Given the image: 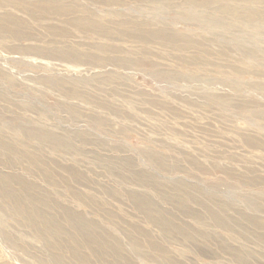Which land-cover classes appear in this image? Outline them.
Listing matches in <instances>:
<instances>
[{
    "label": "rangeland",
    "instance_id": "obj_1",
    "mask_svg": "<svg viewBox=\"0 0 264 264\" xmlns=\"http://www.w3.org/2000/svg\"><path fill=\"white\" fill-rule=\"evenodd\" d=\"M62 1L78 2L90 14L118 13L120 20L177 31L194 44L179 48L105 37L76 28L67 17L33 16L16 2H0V21L21 24L20 36L0 28V180L5 181H0V264H264V17L244 15L251 8L264 13V0ZM99 45L107 48L95 52L103 59L122 61L98 62L93 47ZM63 46L79 47L86 57L51 51ZM28 192L41 200L37 207L46 217L60 218L48 230L32 220L30 209L38 204ZM142 195L152 202L150 211L140 206ZM218 216L239 223L228 219L231 225L220 222V227Z\"/></svg>",
    "mask_w": 264,
    "mask_h": 264
},
{
    "label": "bare ground",
    "instance_id": "obj_2",
    "mask_svg": "<svg viewBox=\"0 0 264 264\" xmlns=\"http://www.w3.org/2000/svg\"><path fill=\"white\" fill-rule=\"evenodd\" d=\"M2 1V0H1ZM0 1V2H1ZM7 1H11V2H16V6H19V7H22V9H25V10H27V11H29L33 16L34 15H41V16H54V17H59V18H62V17H67V18H69L70 19V21H71V23L76 27V28H79V26H85V27H87L88 29H91V30H95L96 32H98L99 34H101L102 36H105V37H108V36H115V35H118L119 37L121 36L123 39H125V38H127V39H137L138 41H140V42H147V40H156V41H160L161 43H166V44H172L173 46H175V47H179V48H183V47H189V46H193V44H194V42L192 41V40H190L187 36H184V35H181V34H179V33H177V31L175 32V31H168V30H165V29H160V27L158 28L157 26L156 27H154V26H151V24L150 23H144V22H138L137 20L136 21H132V20H128V19H122V20H120V19H118L117 17H118V13H111V12H106V14H104V15H95L94 13H92V14H90L91 12L86 8V7H84V6H82L80 3H78V2H70L69 1V3H66L65 1H62V0H56V1H54V0H7ZM203 1V0H202ZM205 1V0H204ZM4 2H6V1H4ZM68 2V1H67ZM111 2L112 3H114L115 1L114 0H111ZM238 2V1H237ZM3 3V2H2ZM6 5H7V3H5ZM203 4L204 3H199V2H197V3H195V5H202L203 6ZM235 4H237V3H235ZM248 4V3H247ZM2 5V4H1ZM4 5V4H3ZM240 6H242V5H240ZM259 9V8H258ZM9 11V10H8ZM244 11V10H243ZM246 12H245V16L246 17H252V16H254V15H259V16H263L264 17V13H261V12H259V11H252V8L249 10H245ZM89 12V13H88ZM92 12H94V11H92ZM240 12V11H239ZM264 12V11H263ZM6 13H8V12H6ZM11 13V12H10ZM96 13V12H95ZM99 13H102V12H99ZM241 13V12H240ZM9 14V13H8ZM30 14V15H31ZM103 14V13H102ZM237 14H239V13H237ZM12 15H13V13H12ZM14 18H18V17H16V16H13ZM262 17V18H263ZM1 20H2V18H1ZM16 20V19H15ZM15 20H10L9 22H7L9 25L7 26V25H4L3 24V21H0V28H7V30L8 31H10V32H12L13 34H14V36H20V33H19V28L21 29V24H19V23H17ZM17 20H19V19H17ZM249 20V19H248ZM20 22V21H19ZM6 24V23H5ZM26 26V25H25ZM22 27H24V26H22ZM18 28V29H17ZM3 30V29H2ZM19 30V31H18ZM24 30V29H23ZM0 33H2L1 31H0ZM8 34V33H7ZM6 35V34H5ZM9 35V34H8ZM180 41H183V42H180ZM132 42V41H131ZM51 45V44H50ZM63 45V44H62ZM61 46V45H60ZM59 46V47H60ZM58 47V46H57ZM78 48V49H77ZM94 48V53L95 52H101V53H106V51H107V48L105 47V46H103V45H99V46H96V47H93ZM126 48V47H125ZM129 48V47H128ZM55 49V48H54ZM54 49H52L51 51L52 52H56V53H62V54H64V55H68V57L69 56H71V57H73V58H79V59H82V58H85L86 57V51L85 50H83V49H80L79 47H74V46H63V47H61V48H56L55 50ZM89 49V48H88ZM87 49V50H88ZM123 49L124 48H120V49H116L115 51H118V52H120V51H123ZM170 50V49H169ZM207 50V49H206ZM85 51V52H84ZM89 52V51H88ZM204 52V51H203ZM179 53H180V51H179ZM186 53V52H185ZM94 55V56H93ZM93 55H91V57L93 56V58H95L98 62H101V61H104V62H106V60H110V61H122V59H117V58H115V57H113V56H111L110 58L108 57V59L105 57L104 59H103V57L102 56H100L99 54H93ZM99 55V56H98ZM117 55V53L115 54V56ZM122 55H124V54H122ZM121 55V56H122ZM118 57H120V56H118ZM123 57V56H122ZM160 57V56H159ZM214 57V56H213ZM129 58V57H128ZM135 58V57H134ZM139 58H137V60H138ZM186 59V58H185ZM132 60V59H131ZM131 60H124V62H122V63H127V64H133V63H135L134 61H131ZM191 61V60H190ZM112 63V62H111ZM121 63V64H122ZM120 64V65H121ZM204 64H206V63H204ZM208 65H209V63H207ZM136 65V64H135ZM216 67V66H215ZM222 68V67H221ZM232 72V71H231ZM99 76H103V75H99ZM98 77V76H97ZM110 77V76H109ZM111 78V77H110ZM116 78V77H115ZM100 79V78H99ZM102 81V80H101ZM105 81V80H104ZM111 81V80H110ZM109 81V82H110ZM93 82H95V81H93ZM87 83H89V82H87ZM101 83H99V85H100ZM106 84V83H105ZM104 83H103V85H101V86H104L105 85ZM108 84V83H107ZM238 84H236V86H237ZM264 85V84H263ZM235 86V87H236ZM110 87V86H109ZM112 87H113V85H112ZM113 88H115V86L113 87ZM116 89V88H115ZM103 90V89H102ZM109 90H111V88L109 89ZM114 90V89H113ZM112 91V90H111ZM122 91V90H121ZM118 92V91H117ZM114 93V92H113ZM81 95V94H80ZM146 95V94H145ZM145 95L143 96V94L142 95H140V96H143V98L145 97ZM152 94H150V96H151ZM139 96V97H140ZM148 96V95H147ZM214 96V95H213ZM138 97V96H137ZM219 97V96H218ZM223 97V96H222ZM224 97H226L227 98V96H224ZM217 98V97H216ZM221 98V97H220ZM230 98V97H229ZM234 98V97H233ZM232 98V99H233ZM140 99V98H139ZM145 99V98H144ZM147 99H149L148 97H147ZM155 99V98H154ZM153 98H152V100H154ZM161 99V98H160ZM173 99V98H172ZM239 99V98H238ZM240 99H242V98H240ZM142 100V98L140 99V101ZM146 100V99H145ZM165 100V99H164ZM168 100V99H167ZM166 100V101H167ZM212 100V99H211ZM216 100V99H215ZM237 100V99H236ZM243 100H244V98H243ZM249 100H251V99H249ZM249 100H248V102H249ZM148 101V100H147ZM150 101H151V99H150ZM155 101V100H154ZM153 101V102H154ZM159 101H161V100H159ZM158 101V102H159ZM168 101H170L171 102V99L170 100H168ZM173 101V100H172ZM231 101V100H230ZM234 101H235V99H234ZM241 101V100H240ZM146 102V101H145ZM149 102V101H148ZM152 102V101H151ZM152 102V103H153ZM155 102H157V101H155ZM154 102V103H155ZM162 102H164L165 103V101H163L162 100ZM174 102V101H173ZM217 102V101H216ZM251 102V101H250ZM249 102V103H250ZM109 103H111L110 101H109ZM113 103H115V102H113ZM150 103V102H149ZM151 103V104H152ZM153 103V104H154ZM160 103V102H159ZM168 103V102H167ZM232 104H234L233 102H231ZM241 103V102H240ZM107 104V103H106ZM116 104V103H115ZM152 104V105H153ZM157 104V103H156ZM161 104V103H160ZM166 104V103H165ZM172 104V103H171ZM242 104V103H241ZM252 104V103H251ZM256 104V103H255ZM155 105V104H154ZM154 105H153V107H154ZM175 105V104H174ZM244 105V104H243ZM254 105V104H253ZM114 106V105H113ZM112 106V107H113ZM149 106H151V105H149ZM169 106V105H168ZM232 106V105H231ZM115 107H118V106H116L115 105ZM152 107V106H151ZM163 107V106H162ZM171 107V106H170ZM248 107H249V105H248ZM114 108V107H113ZM157 108V107H156ZM172 108V107H171ZM233 108V107H232ZM241 108V107H240ZM244 108V107H243ZM242 108V109H243ZM253 108V107H252ZM165 109H167V108H165ZM164 109V110H165ZM122 110V109H121ZM121 110H119V111H121ZM174 110V109H173ZM180 110V109H179ZM235 110V109H234ZM241 110V109H240ZM170 111V110H169ZM171 112H175V110L174 111H171ZM178 112V111H177ZM125 113V112H124ZM166 113V112H165ZM180 113V112H179ZM258 113V112H257ZM181 114H183V112H181ZM176 115H178V114H176ZM252 115V114H251ZM253 116H255V115H252V117ZM257 116V115H256ZM165 117H167V116H165ZM175 117H177V116H175ZM262 117H263V115H262ZM100 118V117H99ZM254 118H256V117H254ZM220 119V118H219ZM257 119V118H256ZM222 120V119H221ZM261 120V119H260ZM158 121V120H157ZM161 121H163V120H161ZM166 122H168V121H166ZM156 123V122H155ZM169 123V122H168ZM107 124V123H106ZM109 124V123H108ZM161 125V124H160ZM166 125V124H165ZM168 125V124H167ZM242 126V125H241ZM33 128V127H32ZM119 129H120V127H118ZM1 129V128H0ZM238 129V128H237ZM36 130V129H35ZM29 131V130H28ZM42 131V130H41ZM40 131V132H41ZM45 131H46V129H45ZM36 132V131H35ZM53 133V132H52ZM42 136H43V139H47V136L48 137H50V134H46V133H40ZM56 134H54V135H52V138H53V136H55ZM74 135V134H73ZM60 136V135H59ZM61 137V136H60ZM36 138H37V135H36ZM62 138V137H61ZM68 138V137H67ZM66 138V139H67ZM55 139V137L53 138V140ZM58 139V138H57ZM60 139V138H59ZM58 139V140H59ZM70 139V138H69ZM69 139H68V141H69ZM52 140V139H51ZM55 141V140H54ZM261 141V140H260ZM10 142V141H9ZM61 142V141H60ZM262 142V141H261ZM3 143V142H2ZM1 143V144H2ZM8 143V142H7ZM42 143V142H41ZM68 145V144H67ZM10 146V148H14V146L13 145H9ZM13 146V147H12ZM28 146V145H27ZM48 146H50L49 144H48ZM55 145H53V147H54ZM58 146V145H57ZM56 146V147H57ZM71 146V145H70ZM51 147H52V145L50 146V148L49 149H51ZM61 147V146H60ZM4 148H5V146H4ZM18 148V147H17ZM19 148H21V147H19ZM36 149V148H35ZM14 150H15V148H14ZM22 150V149H21ZM33 151V150H32ZM38 150H36L35 152H37ZM15 152V151H14ZM20 152V151H19ZM35 152H33V153H35ZM39 152H40V150H39ZM26 153H27V151H26ZM26 153L24 154V155H26ZM30 154V155H34V154ZM39 154V153H38ZM151 154V153H150ZM20 155V154H19ZM23 154H22V156H24ZM28 155V154H27ZM36 155H37V153H36ZM152 155V154H151ZM29 156V155H28ZM148 156V155H147ZM25 157V156H24ZM33 157V156H32ZM31 157V158H32ZM43 157V156H42ZM34 158H36L35 156H34ZM160 158V157H159ZM164 158V157H163ZM42 159H44V158H42ZM107 159H110V158H107ZM113 159V158H112ZM111 159V160H112ZM38 160H41V157H40V159H38ZM159 160V159H158ZM32 161H33V159H32ZM113 161V160H112ZM155 161H157V160H155ZM165 161V160H164ZM106 162V161H105ZM120 162H122L121 160H120ZM128 162V160L127 161H125V162H123L124 164L125 163H127ZM163 162V161H162ZM44 163H46V164H48L47 162H45V159H44ZM155 163V162H154ZM160 163V162H159ZM115 164V163H114ZM114 164H112V165H114ZM118 166L119 167H123V166H121V165H119V161H118ZM122 164V163H121ZM124 164H122V165H124ZM156 164V163H155ZM165 164V163H164ZM52 165H54V163L52 164ZM111 165V166H112ZM129 165V164H128ZM157 165V164H156ZM155 165V166H156ZM161 165V164H160ZM49 166V165H48ZM115 166V165H114ZM125 167H127L126 166V164L124 165ZM165 166V165H164ZM50 167V166H49ZM54 167V166H53ZM134 167V166H133ZM51 168V167H50ZM124 168V167H123ZM128 168V167H127ZM157 168H160V167H158L157 166ZM164 168V167H163ZM53 169V168H52ZM51 169V170H52ZM125 169V168H124ZM137 169V168H136ZM162 169V168H161ZM170 169H171V167H170ZM46 170H47V168H46ZM49 170V169H48ZM108 170H109V168H108ZM118 170H121V169H118ZM114 171V170H113ZM126 171V170H125ZM125 171H124V173H125ZM128 171V170H127ZM136 171V170H135ZM46 172V171H45ZM49 172H50V170H49ZM70 172V171H69ZM111 172V171H110ZM131 172V171H130ZM130 172H129V174H130ZM133 172V171H132ZM131 172V173H132ZM140 171H138L137 173H139ZM144 172H145V170H144ZM46 173H48V172H46ZM51 173V172H50ZM77 173V172H76ZM116 173H118L117 171H116ZM49 174V173H48ZM79 174V173H78ZM122 174V173H121ZM141 174V173H140ZM145 174V173H144ZM148 174V173H147ZM151 174V173H150ZM50 175V174H49ZM124 175V174H123ZM131 175V174H130ZM133 175H135L134 173H133ZM132 175V176H133ZM149 175V174H148ZM153 175V174H152ZM117 176V175H116ZM145 176V175H144ZM12 177V176H11ZM16 177V176H15ZM121 177H125V176H122V175H120V178ZM143 177V176H142ZM142 177L140 176L139 178L140 179H142ZM146 177V176H145ZM149 179L151 180V178L152 177H154V176H152L151 177V175H149ZM156 177V176H155ZM1 178V177H0ZM4 178H5V175H4ZM3 178V179H4ZM17 178V177H16ZM84 178H86V177H84ZM128 178V177H127ZM127 178H126V180H127ZM131 178V177H130ZM130 178H128V179H130ZM6 179V178H5ZM22 178H20V180H21ZM132 179V178H131ZM130 179V180H131ZM134 180H135V178H133ZM132 179V180H133ZM146 179V178H145ZM24 180V179H23ZM156 180V179H155ZM158 180V179H157ZM156 180V181H157ZM162 180V179H161ZM1 181V180H0ZM22 181V180H21ZM89 181V180H88ZM139 181V180H138ZM145 181V180H144ZM163 181H166V180H163ZM2 183H5V181L4 180H2L1 181ZM25 182V181H24ZM23 182V183H24ZM28 181H26L25 183H27ZM80 182V181H79ZM122 182H124V181H122ZM135 182H136V180H135ZM152 182V181H151ZM158 182V181H157ZM7 183V182H6ZM125 183V182H124ZM139 183V182H138ZM156 183V182H155ZM154 183V184H155ZM160 183H162V182H160ZM160 183H158V184H160ZM164 183V182H163ZM1 184V183H0ZM13 184V183H12ZM11 184V185H12ZM84 184V183H83ZM90 184V183H89ZM146 184V183H145ZM87 185V184H86ZM94 185V184H93ZM137 185V184H136ZM149 185H150V182H149ZM157 185V184H156ZM90 186V185H89ZM92 186V185H91ZM140 186V185H139ZM144 186V185H143ZM162 186L163 187H165L163 184H162ZM161 186V187H162ZM173 186V185H172ZM151 187V186H150ZM153 187V186H152ZM155 187V186H154ZM158 187V186H157ZM174 187V186H173ZM87 188V187H86ZM89 188V187H88ZM97 188H99L98 186H97ZM106 188V187H105ZM109 188V187H108ZM159 188H160V186H159ZM169 188H171V187H169ZM179 188H182V187H179ZM21 189V188H20ZM154 189V188H153ZM166 189V188H165ZM174 189V188H173ZM185 188H183V190H184ZM188 189V188H187ZM34 190V189H33ZM89 190V193H90V189H88ZM92 190H95V189H92ZM109 190V189H108ZM166 190H168V189H166ZM36 191V190H35ZM111 191H113V190H111ZM136 191V190H135ZM134 191V192H135ZM160 191V190H159ZM163 191H164V189H163ZM171 190H169V192H170ZM173 191V190H172ZM193 191V190H192ZM194 191H196V187H195V189H194ZM21 192H22V190H21ZM162 192V191H161ZM167 192V191H166ZM179 192V191H178ZM197 192L198 193H200L198 190H197ZM1 193H3V192H1ZM10 194H11V196H12V193H14L13 191H12V193L11 192H9ZM20 193V192H19ZM34 193V192H33ZM33 193H27V198L29 199V200H31L32 201V203H34L35 201L37 202V204H38V202H41V200L40 199H38L36 196H34V194ZM76 193V192H75ZM79 193V192H78ZM82 193V192H81ZM80 193V194H81ZM88 193V192H87ZM111 193V192H110ZM114 193H116V192H114ZM159 193V192H158ZM170 193H172V192H170ZM175 193V196H177L176 194H178V193H176V192H174ZM4 194V193H3ZM10 194H9V196H10ZM15 194V197L17 198L18 196H16V193H14ZM13 194V195H14ZM21 194V193H20ZM77 194V193H76ZM94 194V193H93ZM140 194V193H139ZM143 194V193H142ZM160 194H162V193H160ZM159 194V195H160ZM164 194V193H163ZM167 194H168V192H167ZM203 194V193H202ZM2 195V194H1ZM5 195L7 196L8 195V193H5ZM79 195V194H78ZM77 195V196H78ZM82 195V194H81ZM97 195V194H96ZM112 195H113V193H112ZM115 196H116V194H114ZM164 195H166V194H164ZM172 195V194H171ZM23 196H24V194H23ZM50 196V195H49ZM86 196V195H85ZM84 196V197H85ZM92 196H94V195H92ZM119 196V195H118ZM130 196V195H129ZM146 196V195H145ZM183 196H184V194H183ZM187 196V195H186ZM2 196H0V198H1ZM51 197V196H50ZM78 197H80V196H78ZM83 197V199L85 200V198ZM97 197H99V195L97 196ZM102 197V196H101ZM101 197H99V198H101ZM133 197H134V195H133ZM197 197V196H196ZM196 197L194 198V199H196ZM200 197V196H199ZM199 197H197V198H199ZM3 198V197H2ZM16 198H14V200L16 199ZM19 198V197H18ZM87 198H91V200H92V197H87ZM94 198V197H93ZM135 198V197H134ZM138 198V197H137ZM150 198V197H149ZM177 198V197H176ZM193 198V197H192ZM202 198H204V197H202ZM206 198V197H205ZM213 198V197H212ZM7 199V198H6ZM5 199V200H6ZM115 199V198H114ZM120 199H122V197L120 198ZM146 199H147V197H146ZM144 197H143V195H142V197H139L138 198V201H139V204H140V206L142 205V206H144L147 210H149V209H151V205H152V202H150L149 200H146ZM154 199V198H153ZM180 200V198H177V200ZM183 199H185V197L183 198ZM200 200V202H201V198H199ZM208 199V198H207ZM220 199V198H219ZM95 200H97V199H95ZM150 200H152V199H150ZM205 200V199H204ZM215 200H217V198L215 199ZM224 200V199H223ZM9 201V200H8ZM19 201V200H18ZM43 201H45V199L43 200ZM88 201H90V200H88ZM101 201H102V199H101ZM134 201V200H133ZM198 201V202H199ZM213 201H214V199H213ZM213 201H211V203L213 202ZM26 202H27V200H26ZM92 202H94V200L92 201ZM95 202H97V201H95ZM105 202H107V201H105ZM134 202H136V200L134 201ZM154 202V201H153ZM177 202V201H176ZM175 202V203H176ZM182 201L180 200V203H181ZM184 202V201H183ZM191 202V201H190ZM197 202V203H198ZM207 202V201H206ZM205 202V203H206ZM220 202V201H219ZM224 202V201H223ZM25 203V202H24ZM23 203V204H24ZM32 203H30V204H32ZM178 203H179V201H178ZM184 203H186V202H184ZM35 204V203H34ZM47 204V203H46ZM55 204V203H54ZM58 204V203H57ZM57 204H55V205H57ZM95 204V203H94ZM106 204V203H105ZM137 204V203H136ZM156 204H158L157 202H156ZM190 204V203H189ZM219 204V203H218ZM252 204V203H251ZM25 205V204H24ZM40 204H38V205H34V207L32 208V209H30V216H31V218H32V220H34L35 221V223H38V224H42L44 227H45V229L46 230H48L53 224H55V221L57 220V218H59V217H55L54 219L52 218V217H50V216H48V217H50V218H48V217H46V212H41L39 209H38V207L37 206H39ZM53 205V204H52ZM96 205V204H95ZM108 205V204H107ZM202 205V204H201ZM209 205V204H208ZM207 204L205 205V206H208ZM213 205V204H212ZM28 206V205H27ZM47 206V205H46ZM58 206V205H57ZM139 206V205H138ZM159 206V205H158ZM158 206H155V207H158ZM180 206V205H179ZM184 205H182L181 207H183ZM189 206V205H188ZM202 206H204V205H202ZM211 206V205H210ZM209 206V207H210ZM224 206V205H223ZM227 206V205H226ZM22 207V206H21ZM53 207H54V205H53ZM99 206H97V208H98ZM105 207V206H104ZM208 207V208H209ZM14 208V207H13ZM47 208H49L48 206H47ZM55 208V207H54ZM107 208V207H106ZM138 208H140V207H138ZM159 209L158 210H160L161 208L160 207H158ZM208 208H206V209H208ZM101 209V208H100ZM108 209V208H107ZM184 209H185V206H184ZM211 209V208H210ZM218 209V208H217ZM225 209H226V207H225ZM224 209V210H225ZM19 210V209H18ZM55 210V209H54ZM59 210V209H58ZM57 210V212H59L60 213V210L58 211ZM98 210H99V208H98ZM153 210H155V209H153ZM192 211V214H199V212H196L195 211V213L193 212V209H191ZM220 210V209H219ZM219 210H217V211H219ZM229 210H230V207H229ZM17 211V210H16ZM102 211H104L105 212V209H103ZM150 211V210H149ZM182 211V210H181ZM188 211V210H187ZM216 211V213H218V215L220 214L219 212H217ZM18 212V211H17ZM55 212V211H54ZM56 212V213H57ZM70 212V211H69ZM72 212V211H71ZM70 212V213H71ZM160 212H162V210H160ZM220 212H222L221 210H220ZM229 212V211H228ZM227 212V213H228ZM19 213V212H18ZM49 213V212H48ZM66 213V212H65ZM75 213V212H74ZM77 214H78V212H76ZM147 214H148V211L146 212ZM150 213V212H149ZM227 213H226V215H227ZM230 213V212H229ZM244 213V212H243ZM28 214V213H27ZM44 214H46V215H44ZM61 214V213H60ZM77 214H75V217H80V216H78ZM102 214H104V213H102ZM112 214V213H111ZM111 214H110V217H111ZM146 214V215H147ZM156 214V213H155ZM159 214V213H158ZM162 214V213H161ZM184 214H186V213H184ZM197 214V215H198ZM242 214V213H241ZM244 214H246V212L244 213ZM29 215V214H28ZM63 215V214H62ZM77 215V216H76ZM196 215V216H197ZM224 215V214H223ZM222 215V216H223ZM229 215V214H228ZM25 216V215H24ZM72 216V215H71ZM70 216V217H71ZM106 216V215H105ZM109 216V215H108ZM199 216H200V214H199ZM201 216H203V215H201ZM210 216V215H209ZM213 216V215H212ZM211 216V217H212ZM216 216V215H215ZM221 216V215H220ZM229 216H231V215H229ZM243 216V215H242ZM63 217V216H62ZM65 217V218H64ZM63 218L64 219H69V218H67V216H64ZM69 217V216H68ZM75 217H73L72 218V220L74 221V220H76V219H74ZM227 217V216H226ZM244 217V216H243ZM249 217V216H248ZM52 218V219H51ZM161 217H159V219H160ZM197 218V217H196ZM196 218H194L195 220H196ZM228 219H231V217L229 218V217H227ZM246 218V217H245ZM60 219V218H59ZM58 219V220H59ZM82 219V218H81ZM80 219V220H81ZM84 219H86V221H87V218L86 217H84ZM84 219H82V220H84ZM111 219V218H110ZM117 219V218H116ZM155 219H156V217H155ZM198 219H200V217L198 218ZM202 219V218H201ZM228 219H226L225 217H219L218 216V222H219V225H220V222H224V223H222L223 225H227L226 223H228ZM246 219H248V218H246ZM254 219V218H253ZM63 220V219H62ZM71 220V219H70ZM81 220V221H82ZM166 219H164V221H165ZM216 220V219H215ZM27 221V220H26ZM60 221V220H59ZM65 221V220H64ZM77 221H79L78 219H77ZM77 221H75V222H77ZM85 221V220H84ZM118 221V220H117ZM233 221V219H231V221L230 222H232ZM249 221H253V220H249ZM256 221V220H255ZM30 222V221H29ZM28 222V223H29ZM61 222V221H60ZM67 222H71V224H73L72 223V221H67ZM89 221H87V223H88ZM165 222H168V221H165ZM203 222V221H202ZM229 222V223H230ZM234 223H235V221H233ZM232 222V223H233ZM237 222V221H236ZM113 223H116V222H113ZM122 223V222H121ZM162 223V222H161ZM171 223V222H170ZM228 223V224H229ZM239 223V222H238ZM238 223L236 224V225H238ZM256 223V222H255ZM32 224V223H31ZM63 224V223H62ZM94 224V223H93ZM97 224H99V223H97ZM158 224V223H157ZM201 224V223H200ZM234 224V225H235ZM64 225V224H63ZM69 225V224H68ZM94 225H96V224H94ZM117 225V224H116ZM119 225V224H118ZM122 225H125V222H124V224H122ZM127 225V224H126ZM125 225V226H126ZM159 225V224H158ZM163 225V224H162ZM166 225V224H165ZM230 225H231V223H230ZM233 225V224H232ZM233 225V226H234ZM41 226V225H40ZM66 225H64V227H65ZM73 226V225H72ZM120 226V225H119ZM118 226V227H119ZM132 226V225H131ZM167 226V225H166ZM176 226V225H175ZM239 226H241V225H239ZM238 226V227H239ZM254 226H255V224H254ZM258 226V225H257ZM35 227V226H34ZM33 227V228H34ZM38 227V226H37ZM37 227H35V228H37ZM63 227V226H62ZM63 227V229H65V230H67L68 228H69V226H67V229L66 228H64ZM88 227H90V225H88ZM133 227V226H132ZM131 227V228H132ZM179 227V226H178ZM198 227L200 228H202L203 226H201V225H199V223H198ZM220 227H221V225H220ZM226 227V226H225ZM224 227V228H225ZM243 227V226H242ZM259 227V226H258ZM257 227V228H258ZM34 228V229H35ZM73 228H74V226H73ZM72 228V229H73ZM85 228V227H84ZM95 228H97V225L95 226ZM94 228V229H95ZM120 228H122V227H120ZM127 228H128V226H127ZM167 228H168V226H167ZM170 228H173V227H170ZM236 228V227H235ZM45 229H43V230H45ZM52 229V228H51ZM50 229V230H51ZM70 229V228H69ZM68 229V230H69ZM124 229V228H123ZM128 229H130V228H128ZM137 229H138V227H137ZM162 229H164V227L162 228ZM173 229H175L174 231H176V227L175 228H173ZM237 229V228H236ZM235 229V230H236ZM245 229V228H244ZM260 229V228H259ZM262 229V228H261ZM67 230V231H68ZM74 230V229H73ZM79 230V229H78ZM93 230V229H92ZM141 231H139V232H142V229H140ZM144 230V229H143ZM160 230H161V228H160ZM168 230V229H167ZM172 230V229H171ZM230 231H231V229H229ZM249 230V229H248ZM41 231V230H40ZM39 231V232H40ZM52 231V230H51ZM81 231V230H80ZM87 231V230H86ZM86 231H82V233L84 232H86ZM97 231V230H96ZM163 231V230H162ZM170 231V230H169ZM178 231V230H177ZM205 231H207V229L205 230ZM232 231H234V229H232ZM231 231V232H232ZM237 231H239L238 229L236 230V232ZM246 231V230H245ZM252 231V230H251ZM49 232V231H48ZM47 232V234H49ZM53 232H55L54 230H53ZM58 232H62L63 233V231L61 230V231H58ZM110 232V231H109ZM131 232V231H130ZM197 232H199V231H197ZM203 232V231H202ZM230 232V234H232ZM241 232V231H240ZM249 232H250V230H249ZM59 233V234H60ZM61 233V234H62ZM66 234H67V232H65ZM65 233H63V234H65ZM82 233H80V234H82ZM101 233V232H100ZM147 233V232H146ZM171 233V232H170ZM169 233V234H170ZM175 233V232H174ZM180 233L182 234V231H180ZM185 233V232H184ZM195 233V232H194ZM50 234H53V233H50ZM50 234H49V237H50ZM56 234V233H55ZM71 234V233H70ZM86 234H88V233H86ZM98 235H99V231H98V233H97ZM126 234V233H125ZM142 234H144L143 232H142ZM173 234V233H172ZM189 234V232L187 233V236H189L188 235ZM196 234V233H195ZM239 234V233H238ZM248 234V233H247ZM251 234H252V232H251ZM250 234V235H251ZM54 235V234H53ZM57 235H58V233H57ZM83 235V234H82ZM95 235V234H94ZM114 235V234H113ZM127 235V234H126ZM135 235V234H134ZM171 235V234H170ZM254 235V234H253ZM252 235V236H253ZM256 235V234H255ZM65 236V235H64ZM68 236V235H67ZM73 235H70V237H72ZM83 236H85V235H83ZM101 236H102V233H101ZM101 236L99 235V237L101 238ZM111 236V235H110ZM115 236V235H114ZM150 236V235H149ZM173 236V235H172ZM192 236V235H191ZM197 236V235H196ZM203 236V235H202ZM232 236V235H231ZM247 236V235H246ZM263 236H264V234H263ZM3 237V236H2ZM98 236L97 237H95V238H99ZM117 237V236H116ZM127 237H128V235H127ZM137 237V236H136ZM146 237V236H145ZM148 237V236H147ZM207 237V236H206ZM240 237V236H239ZM239 237H237V238H239ZM248 237V236H247ZM250 237V236H249ZM5 238V237H4ZM8 238V237H7ZM7 238H5V239H7ZM53 239H56L57 237H52ZM59 238V237H58ZM102 238H103V236H102ZM101 238V239H102ZM104 238H106V236L104 237ZM134 238V237H133ZM186 238V237H185ZM195 238V237H194ZM200 238V237H199ZM244 238V237H243ZM9 239V238H8ZM46 239V238H45ZM53 239H51L52 241H53V243L51 244V245H54V240ZM73 239V238H72ZM71 239V240H72ZM108 238H106V241L108 242L109 240H107ZM110 239V238H109ZM128 239V238H127ZM135 239V238H134ZM134 239H132L133 241H134ZM156 239V238H155ZM154 239V240H155ZM246 239V238H245ZM249 239V238H248ZM247 239V240H248ZM61 240V239H60ZM74 240H75V238H74ZM84 241V239H81V241ZM85 240H87V239H85ZM152 241H153V239H151ZM187 240V239H186ZM261 240V239H260ZM263 240V239H262ZM55 241H57V239L55 240ZM77 242H78V239L76 240ZM89 241V240H88ZM87 241V242H88ZM92 240H90L89 242H91ZM94 241V240H93ZM92 241V242H93ZM97 241V240H96ZM95 241V242H96ZM111 241H112V239H111ZM121 242H122V240H120ZM10 242V241H9ZM74 242V241H73ZM84 242H86V241H84ZM88 242V243H89ZM137 242H138V240H137ZM136 242V243H137ZM221 242V241H220ZM223 242H224V240H223ZM58 243H60V242H58ZM87 243V244H88ZM94 243V242H93ZM92 243V244H93ZM114 243V242H113ZM134 243V242H133ZM135 243V244H136ZM139 243H140V241H139ZM138 243V244H139ZM150 243V242H149ZM153 243V242H152ZM159 243V242H158ZM60 244H62V242L60 243ZM60 244L58 245V246H60ZM71 244V243H70ZM82 244H83V242H82ZM85 244V243H84ZM137 244V245H138ZM141 244V243H140ZM144 244H145V242H144ZM146 244H147V242H146ZM156 245H157V243H155ZM160 244V243H159ZM55 245H56V243H55ZM63 245V244H62ZM65 245V244H64ZM69 245V244H68ZM112 245V244H111ZM130 245V244H129ZM133 245V244H132ZM131 245V246H132ZM149 246L147 247V248H150V244H148ZM57 246V245H56ZM78 246V245H77ZM83 246H85V245H83ZM93 246H97L96 244L95 245H93ZM92 246V247H93ZM102 246V245H101ZM103 246H105L104 244H103ZM110 246V245H109ZM134 246V245H133ZM136 246V245H135ZM113 248H114V246H112ZM122 247H125V245L124 246H122ZM138 247H139V245H138ZM137 247V248H138ZM142 247V246H141ZM144 247V246H143ZM146 247V246H145ZM152 247V246H151ZM154 247V246H153ZM155 247H157V246H155ZM159 247L161 248V246L159 245ZM59 247H56V248H54V250L56 249H58ZM71 248H72V246H71ZM77 248V247H76ZM79 248V247H78ZM88 248H90V247H88ZM95 248V247H94ZM119 248H120V246L117 248L118 250H119ZM134 248V247H133ZM162 248H164L163 246H162ZM161 248V249H162ZM239 248V247H238ZM86 249V248H85ZM107 249H109V248H107ZM124 249V248H123ZM139 249V248H138ZM141 249V248H140ZM143 249V248H142ZM141 249V250H142ZM153 249V248H152ZM151 249V250H152ZM156 249H159V248H156ZM223 249H224V247H223ZM61 250V249H60ZM117 250V251H118ZM140 250V251H141ZM146 250V249H145ZM150 250V251H151ZM240 251H242L241 249H239ZM246 250V249H245ZM250 250V249H249ZM67 251V250H66ZM77 251H78V249H77ZM90 251H92L91 249H90ZM95 251H97V249L95 250ZM116 251V250H115ZM122 251V250H121ZM125 251V250H124ZM143 251H144V249H143ZM154 251H156V250H154ZM167 251V250H166ZM166 251H164V252H166ZM225 251H227V250H225ZM234 251V250H233ZM244 251V250H243ZM110 252V251H109ZM123 252V251H122ZM146 252H147V250H146ZM145 252V253H146ZM153 252V251H152ZM159 252H160V250H159ZM159 252H156V254L157 253H159ZM230 252H231V250H230ZM237 252V251H236ZM252 252V251H251ZM93 253H95L94 251H93ZM137 253V252H136ZM143 253V252H142ZM235 253V252H234ZM241 253V252H240ZM249 252H247V254H248ZM75 254V253H74ZM126 254V253H125ZM236 254H238V253H236ZM246 253H245V255H247ZM249 254H251V253H249ZM248 254V255H249ZM142 255H144V254H141V256ZM162 255V254H161ZM234 256H235V254H233ZM241 255V254H240ZM244 255V254H243ZM242 255V256H243ZM244 255V256H245ZM71 256V255H70ZM75 256H77V255H75ZM121 256V255H120ZM123 256V255H122ZM83 257V256H82ZM105 257H107L106 255H104V258ZM115 257L117 258V255L115 254ZM129 258H131L130 256H128ZM128 257H126V258H128ZM171 257V256H170ZM246 257V256H245ZM75 258V257H74ZM80 259H81V257H79ZM83 258H85V257H83ZM98 258H100V257H98ZM104 258H102L103 260H104ZM118 258H120V257H118ZM122 258V257H121ZM120 258V259H121ZM126 258L125 259H123L124 261L126 260ZM161 258V257H160ZM167 258H168V256H167ZM239 258V257H238ZM248 258H249V256H248ZM80 259H79V261H80ZM92 259H93V257H92ZM169 259V258H168ZM247 259V258H246ZM68 260V259H67ZM76 260H77V258H76ZM82 260V259H81ZM89 260V259H88ZM103 260H102V262H103ZM107 260V258H105V261ZM123 260L121 259V262H123ZM131 260V259H130ZM167 260V259H166ZM84 261V260H83ZM116 261V260H115ZM127 262H129L128 260H126ZM243 261V260H242ZM59 262H61V261H59ZM76 262V261H75ZM89 261H87L86 263H88ZM244 262V261H243ZM78 263V262H77ZM81 263V262H80ZM84 263V262H83ZM90 263H91V261H90ZM89 263V264H90ZM177 263V262H176ZM244 263H246V262H244ZM249 263V262H248ZM74 264H76V263H74ZM106 264V263H105ZM109 264V263H108ZM115 264H116V262H115ZM179 264V263H178Z\"/></svg>",
    "mask_w": 264,
    "mask_h": 264
}]
</instances>
